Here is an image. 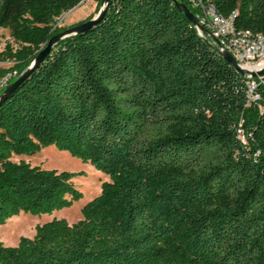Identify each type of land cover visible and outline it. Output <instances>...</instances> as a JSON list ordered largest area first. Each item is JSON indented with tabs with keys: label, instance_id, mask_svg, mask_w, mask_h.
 Masks as SVG:
<instances>
[{
	"label": "trees",
	"instance_id": "obj_1",
	"mask_svg": "<svg viewBox=\"0 0 264 264\" xmlns=\"http://www.w3.org/2000/svg\"><path fill=\"white\" fill-rule=\"evenodd\" d=\"M83 1L0 0V63L22 75ZM176 2L264 36V0ZM261 77L248 101V78L171 0H110L100 23L59 42L0 104V226L82 196L80 173L14 157L54 147L108 182L80 221L0 241V264H264Z\"/></svg>",
	"mask_w": 264,
	"mask_h": 264
},
{
	"label": "rangeland",
	"instance_id": "obj_2",
	"mask_svg": "<svg viewBox=\"0 0 264 264\" xmlns=\"http://www.w3.org/2000/svg\"><path fill=\"white\" fill-rule=\"evenodd\" d=\"M100 4L101 2L99 0H84L73 10L62 14L57 20L55 27L66 30L96 18ZM1 34V49H3L4 44L7 42L12 43V40L9 37L8 31H2ZM14 66L13 63L11 65H1L0 77L16 71ZM12 161H24L31 166H37L45 170L80 173L73 180V184L81 192L82 196L70 207L55 211L52 215L34 216L31 214H21L10 219L6 224L1 225L0 241L8 247H15L20 238L31 239L35 234V228L37 226H42L53 219H63L69 224L80 221L82 219V208L97 197L101 192V185L104 182H108V178L96 171L91 165L73 158L66 152L58 151L54 147L45 148L31 157H14Z\"/></svg>",
	"mask_w": 264,
	"mask_h": 264
},
{
	"label": "built area",
	"instance_id": "obj_3",
	"mask_svg": "<svg viewBox=\"0 0 264 264\" xmlns=\"http://www.w3.org/2000/svg\"><path fill=\"white\" fill-rule=\"evenodd\" d=\"M196 19L210 33L211 39L206 37L210 43L217 50L228 52L240 68L249 72H257L264 67V36L255 35L249 31L236 30L232 17L219 16L211 7H202ZM198 33L205 37L200 31ZM17 77L16 71L1 76L0 93ZM246 77L249 80L246 84L247 98L248 101H254L257 98L258 83L250 76ZM257 78L259 83H263L261 76Z\"/></svg>",
	"mask_w": 264,
	"mask_h": 264
},
{
	"label": "water",
	"instance_id": "obj_4",
	"mask_svg": "<svg viewBox=\"0 0 264 264\" xmlns=\"http://www.w3.org/2000/svg\"><path fill=\"white\" fill-rule=\"evenodd\" d=\"M172 2H174L176 8L183 13L186 18L188 19V21L194 26V28L197 31H200L201 33H203V35L207 38L211 39V35L210 33L204 29L198 22V20L196 19V17L189 12V10L182 4L176 2V0H171ZM110 0H101V4H100V9L99 12L96 16V18L89 20L83 24H79L75 27L66 29L58 34H56L55 36H53L45 45V47L38 53V55L34 58L33 62L31 63V65L29 66V68L22 74L20 75L13 83H11L10 85H8L3 92L0 94V104L10 95V93L12 91H14L25 79H27L31 73L36 69V67H38L43 61L44 59L48 56V54L51 52V50L53 49V47H55L59 42H61L62 40L80 34L84 31H86L87 29H89L91 26L96 25L98 23H100L106 14L108 5H109ZM204 38V40L209 43L211 46H213L208 40L207 38ZM214 47V46H213ZM215 48V47H214ZM218 54L220 55V57L229 65H231L236 71H238L241 75L244 76H250L251 78H256L258 76H262L264 75V67L257 71V72H249L246 71L242 68H240V66L237 64V62L232 58V56L226 52L225 50H217Z\"/></svg>",
	"mask_w": 264,
	"mask_h": 264
},
{
	"label": "crops",
	"instance_id": "obj_5",
	"mask_svg": "<svg viewBox=\"0 0 264 264\" xmlns=\"http://www.w3.org/2000/svg\"><path fill=\"white\" fill-rule=\"evenodd\" d=\"M7 64L11 65L12 63H10V62L9 63H0V66L1 65H7Z\"/></svg>",
	"mask_w": 264,
	"mask_h": 264
}]
</instances>
